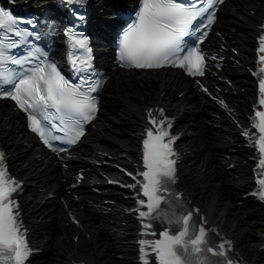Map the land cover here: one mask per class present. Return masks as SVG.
Returning <instances> with one entry per match:
<instances>
[{"label": "snow or ice", "instance_id": "1", "mask_svg": "<svg viewBox=\"0 0 264 264\" xmlns=\"http://www.w3.org/2000/svg\"><path fill=\"white\" fill-rule=\"evenodd\" d=\"M75 2L83 3L84 0ZM220 3L222 0H200L197 7L195 3L186 6L183 0H142L135 20L124 30L118 44L121 66L153 69L170 65L186 69L192 76L203 75L205 58L197 42H202L207 35L204 29L212 25L213 9ZM198 18L207 20L204 29L194 23ZM19 23L8 11L0 9V96L15 101L27 113L31 130L44 144L60 151L54 147V141L76 143L83 134V124L94 118L96 97L92 93L97 92L102 81L84 78L79 84H72L60 75L53 63L44 66L43 61L28 72L22 68H9V64L22 66L28 63L8 54L10 48L17 46L12 37L27 35L17 27ZM75 45L90 51L86 39L75 40ZM259 51L264 53V34L259 37ZM36 52L44 55L39 49ZM260 61L264 64V55L260 56ZM259 71L264 73V67ZM259 91V103L264 105V78L259 81ZM160 115H163L162 110ZM147 116L153 127L146 130L143 140V167L146 170L140 173L143 196L147 201L140 199V208L135 209L142 222L143 218L151 217L165 199L160 195L161 191L168 193L169 183H175L176 163L170 158L174 155L170 147L173 138L165 140L169 136L165 121L158 122L151 111ZM255 118L253 126L258 129V139L252 143L261 154L259 168L264 169V111H257ZM55 121H59V125ZM170 126L168 122L167 127ZM54 130L64 131L65 136L53 134ZM5 159L6 154L0 151V264H24L31 250L22 225L17 221L18 205L13 193L19 188V182L9 176ZM258 183L261 186L259 198L264 200V178ZM173 199L179 211H173L171 215L163 213L166 223L162 224L165 230L160 232V238L139 242L144 256L154 253L158 264H233L228 255L231 242L217 243L209 234L211 230L201 225L198 217L193 219L194 211L198 210L187 209L178 195L173 194ZM144 227L151 228V224H144ZM212 257L221 259L213 260ZM144 264L149 261L145 259Z\"/></svg>", "mask_w": 264, "mask_h": 264}, {"label": "bare ground", "instance_id": "2", "mask_svg": "<svg viewBox=\"0 0 264 264\" xmlns=\"http://www.w3.org/2000/svg\"><path fill=\"white\" fill-rule=\"evenodd\" d=\"M261 3L262 0H229L226 3V9L230 12V16L220 19L218 23L224 30L226 28L231 30L233 27L239 30L232 34L234 35L233 39L242 44L244 58H247L250 52V32L253 29L249 27V23L254 22L256 18L249 11ZM237 15L244 16L246 21H240L236 17ZM243 24H246V28L241 29ZM231 71L236 88L240 90V93L234 98L245 101L239 106V110L242 111L245 108V103L252 98L250 81L244 70L233 68ZM186 81L178 72L172 70L135 73L131 77H127L119 71L114 72L104 96L105 105L98 121V132L91 134L89 140L105 148H118L116 143L133 146L130 133L136 130L137 123L141 121L143 108L150 102L163 101L167 103L169 107L182 114L180 128H184L188 137L191 138V140H185L182 143L186 149L193 151L190 159L192 164H185L183 169L187 191L195 197L196 202L204 207L211 218L221 223L223 228L237 238L238 246L254 264H264V256L254 250L261 242L258 234L264 230V226L261 224L264 220L261 214L262 210L250 205L245 207L237 204V201L241 199L238 198V195H241L240 188L245 187L249 182L247 165L240 161L237 166L241 169L240 171L231 170L228 172L224 167L227 160L223 158L222 151L216 149V147L230 145L227 141L219 142L215 132L235 134V129L229 123L223 124L222 128L214 129L215 121L208 116V110L211 107L207 103L204 105L200 103L196 97L197 93L189 87ZM177 89L179 91L186 89V93L178 97ZM163 91L166 93L161 97L160 93ZM115 96H121L122 100H117ZM142 96H144V100L140 98ZM4 109H8V105L0 102V114ZM7 124L10 125L9 128L4 129ZM0 135L6 139L10 149L16 153L14 165L21 175H27L31 180L38 179V182H41L39 180L42 178H50L41 186L58 188L62 184L58 179L59 169L57 166L51 165L50 160L33 159L38 151L32 152L34 146L29 148L21 144L23 141L29 140V136L24 133L20 123L0 122ZM77 152L82 155L81 159H85L92 151L90 146L84 142ZM243 154L244 150L239 149L228 163L237 162L236 159L242 158ZM203 167L206 168V173L210 174L209 178L201 176L199 170ZM189 177H191V182H189ZM196 177H199L197 181ZM194 180L196 182L192 183ZM85 192H89V190H85ZM31 196H27V205L34 209V212H30L29 217L38 226L44 220L51 223L46 225L49 226L48 231L51 233L46 234L45 232L40 236V231L45 229L44 227L36 228V232L39 234L37 237L40 236L39 241L43 242L44 236H52L51 240L44 242L48 252L37 259V264H67L68 257H83L91 264H135L131 259L117 260L111 252L112 249L125 248V254L131 255L132 245L128 242L130 237L127 234L129 231L127 226L121 228V235L113 233L108 236V231L104 230V232L98 228V226L103 227L100 222L105 217H99L93 213L92 208L85 206L83 209H78V213L84 218L86 230L92 231L93 238L86 240L84 237L77 246L70 245L62 241L72 226L66 224L68 219L64 218L63 210L59 209L58 204L51 200L42 206L38 203L33 204L38 196L33 193ZM80 204L85 205L83 202ZM37 211H39L38 215L47 212L46 217L39 219L35 214ZM57 213L61 215L60 219L57 218ZM106 224L111 225L110 221H107ZM112 226L116 227L114 224Z\"/></svg>", "mask_w": 264, "mask_h": 264}]
</instances>
